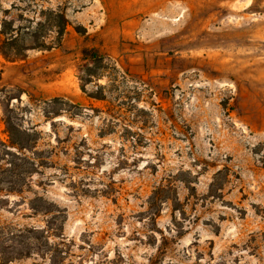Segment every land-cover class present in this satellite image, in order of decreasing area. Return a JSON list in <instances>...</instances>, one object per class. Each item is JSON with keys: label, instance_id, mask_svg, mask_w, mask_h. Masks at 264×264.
I'll use <instances>...</instances> for the list:
<instances>
[{"label": "rangeland", "instance_id": "374dc122", "mask_svg": "<svg viewBox=\"0 0 264 264\" xmlns=\"http://www.w3.org/2000/svg\"><path fill=\"white\" fill-rule=\"evenodd\" d=\"M48 9L70 21L61 48L0 55V89L30 95L11 107L40 135L21 191L0 188V226L52 235L62 211L64 264H264V0H0V31L52 42ZM85 47L128 73L123 94L82 93ZM56 97L87 109L48 119Z\"/></svg>", "mask_w": 264, "mask_h": 264}, {"label": "trees", "instance_id": "16d2710c", "mask_svg": "<svg viewBox=\"0 0 264 264\" xmlns=\"http://www.w3.org/2000/svg\"><path fill=\"white\" fill-rule=\"evenodd\" d=\"M41 12L46 19V24L54 29L55 38L52 42H47L44 37L41 39L39 33L30 32L28 27L15 28L9 21H4L0 31V55L6 62L24 60L30 50H50L62 47L63 37L70 26V21L60 10L48 9ZM39 25L43 26V23H39ZM75 31L79 35L87 37V29L84 26L77 25ZM26 37L30 39H26ZM81 54V64L77 67V79L80 90L89 101L108 102V94L111 92L118 91V96L125 92V89L122 88L128 83V73L122 71L110 56L102 53L96 47H85ZM104 80L105 83H101ZM14 90L20 89L8 87L0 89V96H4V99L0 98L3 122L8 134L7 143L0 139V188L3 187L8 192L21 191L26 178L34 172L36 162L27 156V152L32 155L36 154L40 138L37 131L23 127L19 122L18 108L11 107L13 100L21 101L23 94L30 95L25 91L15 94ZM120 102L124 104L123 101ZM43 104V113L48 119L62 114H71L72 108L87 109L62 97L44 101ZM119 108L117 107V109ZM107 110L110 115L114 111L111 105H108ZM2 162H6V165ZM32 209L39 211L33 204ZM40 211L46 214L53 212L48 208ZM65 220L62 211L58 210L56 214L54 213L47 225L52 230V235H49V231L45 229L27 227L7 230L0 226V264H9L35 254L48 257L49 264H64L65 252L59 244L51 242V236H62L61 231H63Z\"/></svg>", "mask_w": 264, "mask_h": 264}, {"label": "crops", "instance_id": "0c3cea01", "mask_svg": "<svg viewBox=\"0 0 264 264\" xmlns=\"http://www.w3.org/2000/svg\"><path fill=\"white\" fill-rule=\"evenodd\" d=\"M69 27H70V26H69ZM69 27H68V30L66 31V37H67V35H69V32H70V35L73 34V32L71 31V28H69ZM88 30L90 31V29H88ZM89 31H88V32H89ZM83 41H84V37H83L82 39H78V42H79L80 44H82ZM151 60H153L154 63H155L157 59H155V57H152Z\"/></svg>", "mask_w": 264, "mask_h": 264}]
</instances>
